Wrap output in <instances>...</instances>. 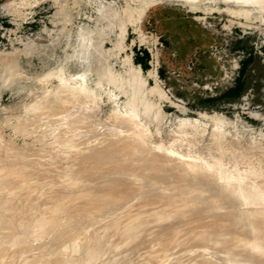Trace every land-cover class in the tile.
Wrapping results in <instances>:
<instances>
[{"label":"rangeland","instance_id":"obj_1","mask_svg":"<svg viewBox=\"0 0 264 264\" xmlns=\"http://www.w3.org/2000/svg\"><path fill=\"white\" fill-rule=\"evenodd\" d=\"M259 1V3L255 2V4H252L249 0H244V2H242L241 0H0V167H4L6 163L9 164V167H11L12 164L16 163V161L11 164V160L8 162V157L11 158L15 155V159H13L16 160L17 158H19L16 157V155L20 152L19 155H21V153H24L26 155L23 156H25L24 159L26 158L27 161H24L22 160V158H20L21 161H24V163L20 161V164H16L17 167L25 165L26 162H29L31 159L36 157L32 160V162L38 163L37 166L39 165L40 168L42 167L41 165L45 166L46 163L49 164L45 166L49 167L48 170L42 171L43 173H46L45 176L50 173V176L48 175V177H46L48 179L50 178L49 182L50 180H52V174H58H56L57 176H53L54 180L55 177L61 175L59 178H56L57 180L59 179V182L56 183L57 180H55L50 182V184H47L48 186H46L45 184V186L48 187L50 191H52L53 193L55 191V193L53 194L49 191L47 192L48 188H45V192L51 194V196H49L51 197V200L47 198V193L45 194L46 197L44 196V191L42 194L40 192L41 195L39 193L37 194L40 196H37L36 194L34 195V193H32L34 191L35 193L38 191L36 186L38 184H36V182L33 180H31L33 181V183L30 181V183H28L30 185L36 184L34 186L27 185L26 188H23V184L21 183L23 187H21V185L19 184V186L23 188L21 189L19 187L21 190H19L20 192H18L19 188L14 186L16 182L12 184L13 189L11 187L10 189L7 188L8 190H5L0 186V201L2 197V200L6 198L4 201L8 200V203H12H9L7 205L3 203V201L0 202V220L2 219L0 221V225L2 226L3 224L7 225L8 227L5 228L2 232L0 230V264H15L16 262L18 264L19 261L21 263L24 261L23 263H25V260H27L25 259L26 255L28 258L31 256L29 259H34L36 264H51L53 260L54 261L52 263H55L54 258H58L60 255H63L64 257H62L63 259L58 258L60 264H63L64 261L62 262V260L65 259L66 264H104L105 261L107 264H123V262L124 264H129L131 262L134 264H150V262L148 261H150V259L153 258L152 256L154 255H156V257L154 256V258H157V261L160 258L159 261L162 263L161 257L163 256L160 254L161 256L157 257L158 252L156 248H149L148 245L146 246V248H143V250H141L142 248H139L140 251H138L135 245L139 240L142 239V236H140L141 233L147 235L148 233L146 232L149 230H153L151 233L154 232L155 226L153 225L155 223L157 224V221L155 220L156 218L158 219L159 217H161L162 219L159 218L158 220H163V217L161 215H159L158 217H153L154 211L155 214L157 213V215L161 211L159 209L160 206L156 208L157 206L153 205L155 207L153 208L152 205H149L148 209H150V211L147 209V207H145L146 209H144L147 212L149 211L151 213L149 214L148 212L147 214L143 211L144 209L142 208V206L140 207V200L134 199L137 196L134 195V193H137L139 195L140 190H142L141 187L143 188L142 185L144 184L141 183L145 182L146 179L149 178L148 180L151 181V179L153 180V178L155 177V181H159L156 178L159 175L158 179H160V173L157 174L160 171L155 169L154 166L153 168H151L152 166L150 168H143V165L141 163L142 161H145L146 157L142 156V154L145 155V151L144 149H140L139 147L138 148L140 150L144 151H142L143 153L140 151L141 155H139L140 153L138 151H134V149H131L130 151H134V154L136 152V156L139 155L138 158H135L138 159V163L136 162L135 164L134 162V164H131V166H133L134 168H138V173H141L139 174V176L135 171L137 168L132 171L133 173L131 172V166L130 169H124L126 168L125 166L130 165L129 160L131 163V159H134L132 158L134 157L133 153L129 152L130 154H132L130 155L128 152H124L123 150L122 153L124 152V155L128 153V157L126 156L127 158L121 155V150H119L120 153L117 154L118 151H115L118 149L109 154V152L113 151V147L116 148V144H112V142H116L118 140L120 141L121 138L124 139V137H134L133 139H130L132 140L130 141V143H140L139 139L135 138L133 131L124 132L120 129L113 128L115 127L114 125L118 126L117 124H120V127L123 126L122 122L119 120L117 121V119L115 118V113L130 116L132 112L139 111L138 113H134L137 116L139 115L141 124H139L141 126L140 129L148 130L153 139L154 145H161V143H163L166 147L165 149L167 152L170 151L168 147L173 145V136H180L181 134L189 139L195 140L197 138L196 130L201 131L200 137H202V141L199 147L207 151L211 155L219 154L218 151L221 148L207 150L205 147L207 145L210 146V144L215 141V138L217 136H221L222 139L225 138V140H223L224 142L229 143L227 144L228 146H242L244 148L258 146L264 149V3L262 2V0ZM84 40L85 44H82ZM6 63L10 67H7ZM14 66L15 68H17L14 69ZM243 66L245 67V86L243 91L239 96L230 98L224 97V93L236 84V80L240 75V71ZM13 69L15 70L14 72H12ZM6 71H11V73L9 72L8 74L9 76L7 75L8 72ZM60 73L65 74V77L72 79H76L81 75L80 77L82 78L83 88H86L85 91L89 90L91 92L90 94L92 95L89 94V91L88 93L82 91V93L80 92V95L76 94L79 92L74 91L75 89H71L72 87H75V83H69L67 87H64L66 84L60 78ZM105 74L106 76H104ZM110 79H112V81ZM70 84L72 85V87L70 86L68 88ZM55 90L57 91L55 92ZM58 93L60 94L58 95ZM82 94L84 95L82 96ZM57 95L61 97L60 100L62 101V103L60 100H58V105H54L57 99V97L55 96ZM77 97H80L78 101L82 100V105L83 103H90L89 105L86 104V106L88 105L89 107H86L85 105L81 107L80 105L81 108L79 107L80 109H78L80 102H78L79 104L75 102L77 101ZM93 100L96 102L95 104ZM58 102L64 104L62 106H64L65 108L67 107V112L63 110L65 108H61ZM51 105H54V107H51ZM70 105L72 107L74 106V110H72L75 112L71 110V113H68V111L70 110H68V108H71ZM92 105H94V107ZM31 106L33 107L31 108ZM55 106L58 107L56 108ZM95 106L97 107L95 108ZM85 107L88 108V112L92 113L90 117L89 115H87V117L86 113L83 114L84 110L86 109ZM127 108L129 109L127 110ZM59 109L61 110L59 112H61L62 114L65 113V116L62 117L61 113V116L58 114L59 112L57 111ZM62 110L65 112L63 113ZM41 112H43V115H46V112H55V114L51 115L54 119L56 118L55 120L57 121L55 122V120H53L51 122L52 117L48 114V116L46 117L48 118L50 116L51 119L47 120L46 117V119L43 118ZM56 113L58 116L54 117ZM25 114H31V117H28L30 118L28 122L31 123L32 129L34 128V131L31 130V125H28L29 130L27 128L28 126H23L22 121H24L26 117H24ZM111 114L112 116H110ZM37 115L39 116V119L42 118V122L46 120L42 123V125H39L41 124V122L40 120L38 122ZM84 115L86 116V118L84 117ZM32 117H37V119L34 120V118ZM57 118H59V120ZM98 119L100 122L97 121ZM107 119L109 121H107ZM31 120L32 122H30ZM25 121L28 124L27 120ZM34 121H36V123L38 122V125L41 127H33L37 125L33 123ZM49 121L50 123H47ZM87 122H89L88 125ZM51 123H53V125ZM99 123L102 125H100ZM112 124L114 125L111 127ZM91 128H93L94 130ZM97 143H99V147ZM102 143L103 145L101 146H104L101 147L102 149H105L107 147L105 149V152L107 150H110L109 152H106L105 155H107L108 153V158H110L111 156L112 160H110L111 158L109 160L108 158H105V160L104 158L100 159L102 152H104V150L102 151V149L100 148V144ZM97 147L100 148L101 151ZM226 147L224 146V148ZM138 148L136 147L135 150H139ZM9 149L12 152L17 151L18 153L16 154L15 152V154L12 156V152L10 153ZM96 149H98L99 153H101H98L100 156L97 154L98 151ZM93 150L95 151V155H93ZM114 154H116L118 158H115L116 156L114 157ZM32 156L33 158H31ZM37 156L38 158H40V160H38ZM94 156L96 157L94 158ZM130 156L132 157L130 158ZM140 156L145 157L143 158L144 160L142 159L141 161ZM84 157L87 159L85 160ZM89 157H92L93 159H90ZM97 158L98 160L100 159V161H97ZM35 159H37L38 161H36ZM106 159L111 163L113 162V159H117V164H119L120 166L123 165V169H121V167L120 169H118V171H116L115 169L120 166H118L114 161V163H112V166L113 168H115L113 169L110 167V162H108L109 164L106 163ZM18 160L19 159H17V161ZM91 160H93L95 164L86 166L87 163H91L89 162ZM42 162H44V164ZM97 162H101V165ZM125 163H128L129 165ZM84 164H86V167H84ZM104 164L108 166V169L107 166H104ZM95 165L97 166V168H95ZM102 165L104 167H102ZM17 167L15 168V166H13V169L15 170L17 169ZM50 167L52 170L54 169V172H57L53 173V171L51 170L50 172ZM82 168L83 170H81ZM84 168H87V172ZM104 168H106L107 170H109L110 168L111 170L107 171ZM151 169L152 171L153 169H155L154 172L156 175L154 173H150ZM91 170L99 171H92V175L90 173ZM122 170H125V172H122ZM140 170H143L145 175H143L144 173ZM84 171L85 175L87 176L84 175ZM6 172L1 174L5 176L7 174ZM10 172L13 173L12 170H8V174H10ZM80 172H83V176H81L82 179H79L77 191L79 192L80 189L83 190L85 188L92 189V192L89 191L91 192L89 194L90 196L87 194V202L89 203L91 201L89 203V206L91 205L90 207L94 208V206L98 204V197L103 193V191L106 190L104 186H106L107 184L111 186L113 184L112 182H114L115 180V183L113 185H120V188L119 186H115L116 188H119V190L122 189L123 192H128L130 190L131 193L135 191L133 192V194H131L130 192L126 194L130 193L129 196L133 195L134 197L132 196V198L134 199V202L139 201V207L142 208L140 209L137 206L138 203L135 202L136 204L134 203L131 206L136 205V207H138L140 211L136 212L134 210L137 209H134V214H132L133 211H131L130 209L132 207H127L128 209H126V211L128 210L127 212L129 214V217L126 216L127 219L125 216L124 217L126 221L129 218L131 219L126 222V226L125 224L123 226L124 228L127 227L126 231L127 229L129 230V228H131L129 230L131 234L127 233L128 235L126 234L125 229L120 226L122 225L121 222L125 221L124 219L123 221L120 220L123 218L122 214L126 215L127 212L124 214V212L121 211L123 212L122 214H120L121 218L115 216L116 214L114 212L116 211H114L113 214H111V211H108L107 213H110H106L107 215L103 214V216L102 213H99L101 214V218H103L102 224L105 227V230L106 226H109L107 227V230L104 231L103 229L101 230L102 221L100 220V215H97V209L91 208V214L94 212L93 210L96 211L92 214V219H96L97 217L96 220L100 222L99 225L95 223V219V221L92 220V224L94 222L95 224L99 225L95 226V224H93L94 227H99L98 230H100V232L102 231V234L104 232L107 239L111 237L113 239H116L112 240L111 238V241L110 239L107 241L104 234V238H102L104 239L103 241L102 239L94 241L93 246L94 244H96V248L102 245V251L100 250L101 254L99 251H96L94 249L95 247L91 246L92 249H94L97 253L90 247H88L89 242H86V239V241L83 240L82 243L80 242L79 244H77L78 240L76 239V236L78 235H71L67 230L68 227L67 229H64L66 228V225L68 223L65 222L66 225L64 223L62 227L61 225H58V221V223H55L54 225L52 221L48 220V222L46 219H44L45 214L50 215V213H48L51 212L50 207L55 208L57 206L54 205V202H59L61 203V205H63V201L67 200L69 202V197H71L72 199V195L75 196L77 194L75 188L69 187L71 189L70 192L67 184L73 183L74 181L72 180L74 178L71 179L70 176L80 175H76V173ZM103 172L107 174L104 175ZM118 172H121V174ZM128 172L130 173L129 176ZM118 174L121 177L124 175L122 179L121 177H118ZM134 174H136L137 176H133ZM140 175L145 179L137 180L139 177L141 178ZM148 175H151L153 178L149 177ZM65 176L68 177L66 178ZM130 176L132 181L129 178ZM145 176H148V178ZM62 177H65L64 182H66L65 184L67 188L66 186L63 187L61 185L64 184V182L62 183ZM94 177H96V179L98 177H103L105 180L107 179V182L103 178V180H100L99 178L97 179L98 183L101 181L100 190L99 184H97V180H95ZM46 178L41 179L42 181H37V183H40L38 189H40L41 186L43 187V183L48 182V179ZM112 178H114L113 181ZM69 179L72 182L69 183ZM117 179H121L122 181L120 180V183L118 184ZM127 179L128 183L127 181H125ZM44 180L46 181L44 182ZM109 180L111 181V185L109 184ZM133 180H137V183L133 182ZM93 182H95L97 186H95V183L93 184L94 186L89 185ZM129 182L132 183V185ZM105 183L107 184L105 185ZM124 183H127L125 185H127L128 189L125 188L126 186L123 185ZM133 183L137 184L140 190L136 185L134 186ZM17 184L18 183H16V185ZM52 184L53 187H50L52 186ZM101 184H103V186H101ZM24 185H26V183H24ZM85 185H89L90 187H85ZM92 186L94 187V189L91 188ZM109 186H107L106 188L110 190ZM133 186L134 188L136 187V190L138 191H136L135 189L131 191V188ZM14 187H16L17 190L12 192L11 189L14 190ZM32 187L35 190L31 192V190L33 189L30 188ZM50 188L57 189L52 190ZM116 188L113 187L112 190H115ZM124 188L127 190H125ZM24 189H30L29 193L31 194H27L28 190L25 191ZM94 190L95 192L100 191L102 193L96 192V196L97 194H100L98 197H96L93 193ZM72 192H76V194H73ZM24 194L26 196H24ZM63 194H65L64 196H67L66 200ZM27 195L29 196V198L27 197ZM52 195H56L55 198ZM22 196H24V198H22ZM34 196L39 197V200ZM18 197H20L21 199ZM43 197L44 201L41 200ZM52 197L56 201H54ZM95 197L96 200L94 201L93 198ZM31 198L35 199L36 203L33 199L32 201L34 203H31ZM144 198L145 196L142 199ZM19 200H21V202H19ZM94 203L95 205L93 206L92 204ZM38 205L40 206L38 207ZM44 205H47L46 208H49V210L45 209V207L43 208ZM58 206L60 205L58 204ZM56 208L59 209V207ZM8 209H10V211ZM129 209L132 213H129ZM152 209H154V211ZM36 210H39L38 214L34 213H37ZM44 211L46 213L43 215L42 213H44ZM54 211L55 210H53V212ZM58 211L60 212V209ZM29 212H31L32 214H30ZM53 212L51 213L53 214ZM118 212L120 211H117V214ZM135 212L137 213L136 215ZM139 212L142 216L143 213L147 215L144 214L145 216L141 217L139 215ZM163 212L164 211L162 210L161 214H164ZM94 214L97 216L94 217ZM131 214L134 215V218L130 217ZM3 215L7 218L2 217ZM47 215L45 216V218L48 217ZM92 215H90L89 218ZM105 215H109V218H107L110 219L111 217L112 221L115 218V224L114 222L111 224V219L110 223L109 220L105 221ZM16 216L19 218H17ZM29 216V219H32L30 220V223L28 219ZM135 216L138 217L136 218ZM147 216H151L150 218L153 220H149V217L147 219ZM25 217L27 220L25 219ZM33 217H35V220ZM3 218L5 221L3 220ZM55 218H58L57 220H59L58 216H55ZM118 218H120L119 220L121 222L117 220ZM64 219L65 218H62L61 220ZM132 219H134V221L137 223V227H135L136 223ZM135 219H137L138 221L140 219L141 220L137 222V220ZM144 219H146V222ZM89 220L91 221V218ZM148 220L149 222L151 221V224H153L154 220L156 222L153 225H150ZM90 221L87 220V223H90ZM131 221L133 222L130 224ZM53 222L56 221L54 220ZM60 222L62 223V221ZM104 222L106 225H104ZM118 222L120 223V225L118 227H114L115 225L117 226ZM140 222L141 224L144 223L145 225L141 226V224H138ZM7 223H13V226L11 227ZM46 223L47 225H45ZM51 223L52 225L48 226V224ZM133 223H135V225ZM29 224H32V226H29ZM41 224H43L44 227L47 226V230L42 226L44 228V232H41L42 234L38 235L39 233L37 234V232L42 230L40 226ZM92 224L91 226L89 225L90 230H87V232H90L92 230ZM147 225L149 230L147 229ZM112 226L113 229L115 228L114 230H116V228L119 229V227L123 228L122 231L126 235L123 232L122 233L125 235V238L131 235L129 237L130 240L127 237L125 240L122 239L123 241H121V235L119 234L122 233L118 234V231L121 232V229H117L118 231L116 230L117 232H114V230L111 229ZM132 227H139V231L134 228V231L138 232V235H132ZM97 228H93V231L95 232L92 231V235L93 233H100L99 231H96ZM143 228H145V230ZM161 230H163V228ZM161 230L160 232H162ZM34 231L36 232L37 236H34L35 234L33 235ZM107 231L112 232L111 237H109L110 233L107 235ZM115 233H117L119 236ZM61 235L63 237H61ZM124 235L122 236L124 237ZM183 237H185V241L186 239L188 240L186 236ZM132 239L137 240L132 242ZM145 240L146 238L142 239L143 242H146ZM112 241L115 243H112ZM116 241L119 243H117ZM84 242L88 244H85ZM97 242H99L100 244H98ZM198 243L200 242L192 241L191 244L193 245H191L190 243L189 244L193 248L194 246L195 248H197V246L194 244ZM112 244L115 245L113 246ZM109 245H112L113 247ZM121 245L123 247H121ZM131 245L133 246L132 248H130ZM190 245L185 246L187 247L186 250H183L182 247H180V252L177 250L175 251L179 254H182H177L176 257L180 259L176 258L175 260L177 261L174 260L173 264H187V260L192 261V259V264L194 261V264L197 263V261H199V263L197 264H200V262L207 264L209 263L208 259H210V261L214 260V263L212 264H216L217 262V264H222V259L221 257H219L221 256L220 254H209L208 251L207 254L206 249H208V247H204L203 249L201 248V250L198 247V249L196 250L198 253L197 254L195 252V248L194 250H190ZM104 246L107 250H109L108 247H110L109 251L110 253H112V256L109 254V251L105 252L103 250ZM127 247H129V249ZM210 248L212 249L216 247ZM114 249H117V251L113 252ZM131 249H134L136 252L134 250L131 251ZM151 249H155L156 252L154 251L153 253V250ZM123 252H126L127 254L130 252L132 255L129 253L130 255L128 254L129 256H126V253ZM89 253H93V256H91V254ZM104 253L106 255H104ZM114 253L118 254L115 255ZM141 253L144 255H142ZM148 253H150V255ZM203 253L207 258H201L203 257ZM14 254L16 255V257ZM23 254L24 258H22ZM56 254H58V257ZM146 254H148L150 258H148V255ZM133 255H135L136 259ZM185 255L190 256L187 257ZM87 256H89L90 259L88 261L86 260ZM211 256L212 258H210ZM121 257H123V259H121ZM17 258H19L20 260H17ZM51 258L53 260H51ZM126 258H129L130 261L125 260ZM147 258L149 260H147ZM181 258L183 260H187L183 261L181 260ZM35 259H37V261L39 260L40 263ZM108 259L109 261L107 262ZM120 259L121 263H119ZM202 259L203 261H201ZM206 259L208 260L207 263H205ZM211 262L209 264H211ZM154 263L159 264L158 262ZM168 264H172V262Z\"/></svg>","mask_w":264,"mask_h":264},{"label":"bare ground","instance_id":"obj_2","mask_svg":"<svg viewBox=\"0 0 264 264\" xmlns=\"http://www.w3.org/2000/svg\"><path fill=\"white\" fill-rule=\"evenodd\" d=\"M242 2H244V0H241ZM252 4L254 3L255 4V2L256 3H259L260 1L259 0H249ZM253 1V2H252ZM259 1V2H258ZM247 2V1H246ZM262 2L264 3V0H262ZM261 2V3H262ZM84 35V34H83ZM85 36H86V33H85ZM87 42H89V41H87ZM82 44H85V40H84V42H82ZM94 44V43H93ZM122 46V45H121ZM120 46V47H121ZM101 56V55H100ZM100 58V57H99ZM102 58V57H101ZM5 62V61H4ZM12 62V61H11ZM15 62V61H14ZM6 65H7V63H6ZM5 65V66H6ZM15 65V64H14ZM16 66V65H15ZM15 66L13 67L14 69H16L15 68ZM4 67V66H3ZM7 67H10V66H8L7 65ZM5 68V67H4ZM13 69V71L12 72H14L15 70ZM4 70V69H3ZM6 70V69H5ZM10 70V69H9ZM139 71V70H138ZM6 72H8V71H6ZM10 73H11V71H9ZM9 72L7 73V75L9 74ZM102 72V71H101ZM107 72V71H106ZM109 72V71H108ZM3 73V72H2ZM98 74V73H97ZM109 74V73H108ZM2 76V75H1ZM9 76V75H8ZM60 78L62 79V81L66 84L64 87H67V85L69 84V83H75L76 85H78V86H76L75 85V87L73 88L72 87V85L70 84L69 86H68V88L71 86L72 88L71 89H75L74 91H76V92H79V93H76V94H78V95H80V92L82 93V91H85V89L86 88H83V84H82V78L79 76L78 78H76V79H72V78H67V77H65V74H62V73H60ZM104 76H106V74L104 75ZM110 76V75H109ZM5 77V76H4ZM7 77V76H6ZM102 77H103V75H102ZM102 77H100V78H102ZM108 77V76H107ZM99 78V79H100ZM113 78V77H112ZM111 81H112V79H110ZM105 81H107V80H105ZM59 82H60V80H59ZM100 83V82H99ZM109 83V82H108ZM114 84V83H113ZM60 85H62V84H60ZM136 85H138V84H136ZM140 85V84H139ZM74 86V85H73ZM63 87V88H64ZM61 88V87H60ZM73 90H72V92H73ZM57 90H55V92H56ZM61 91V90H60ZM69 91V90H68ZM67 91V92H68ZM71 91V90H70ZM89 91V90H88ZM88 91L86 90L85 91V93L87 92L88 93ZM54 92V91H53ZM62 92V91H61ZM52 93V92H51ZM75 93V92H74ZM84 93V94H85ZM91 92L89 91V94H90ZM60 93H58V95H59ZM84 94H82V96L84 95ZM52 95H54V94H52ZM56 95V94H55ZM55 96V97H57V99H56V103L54 104V105H56L57 104V101L58 100H60V98L61 97H59V96ZM87 95V94H86ZM85 95V96H86ZM90 95H92V94H90ZM55 97H54V99H55ZM58 97H59V99H58ZM63 97V96H62ZM87 97V96H86ZM89 97V96H88ZM45 98V97H44ZM80 98V97H79ZM78 97H77V101H75L76 103H78V102H80V104H79V106H78V109H80L81 107H83L84 105L86 106V104H88V103H83V105H82V100L81 101H78V99H79ZM86 99V98H85ZM93 99V98H92ZM52 100V99H51ZM61 101V100H60ZM59 101V102H60ZM94 101V100H93ZM95 101H96V99H95ZM94 101V104L96 103ZM99 101V100H98ZM39 102V101H38ZM53 102V101H52ZM55 102V101H54ZM58 102V103H59ZM42 103V102H41ZM61 103H62V101H61ZM61 103H59L60 104V106H61V108L63 107V108H65L64 106H62V105H64V104H61ZM67 104V103H66ZM69 104V103H68ZM90 104V103H89ZM88 104V105H89ZM93 104V103H92ZM100 104V103H99ZM38 105V104H37ZM48 105V104H47ZM54 105L52 106L51 105V107H54ZM58 105V104H57ZM80 105H81V107H80ZM86 106V107H89V106ZM149 105V104H148ZM66 106V105H65ZM68 106V105H67ZM71 106V105H70ZM76 106H77V104H76ZM93 107H94V105H92ZM92 106H90V107H92ZM151 106H152V104H151ZM33 106H31V108H32ZM48 107V106H47ZM56 107V106H55ZM58 107V106H57ZM56 107V108H57ZM74 107V106H73ZM73 107L71 106V108L69 107L68 108V113L73 109ZM80 107V108H79ZM85 107V108H86ZM97 106H95V108H96ZM150 107V106H149ZM26 108V107H25ZM55 108V109H56ZM60 108V107H59ZM62 108V109H63ZM85 108H83V109H85ZM67 107L65 108V109H63V110H65L66 112H67ZM76 109H77V107H76ZM88 108H86L85 110H84V113L83 114H85L86 113V116L87 115H89V117L92 115V113L91 112H88V110H87ZM113 109V108H112ZM129 108H127V110H128ZM152 109V108H151ZM62 110V111H63ZM74 110V109H73ZM72 110V111H73ZM87 110V111H86ZM99 110V109H98ZM131 110V109H130ZM28 111V110H27ZM59 111H61L60 109L57 111V112H59ZM65 111H63V113L65 112ZM111 111H113V110H111ZM73 112H75V111H73ZM115 112H116V110H115ZM134 112H136V111H134ZM134 112H132V114L134 113ZM139 111H137L136 113H138ZM61 112H59L58 114L61 116V114H60ZM71 113V112H70ZM87 113H89V114H87ZM113 113V112H112ZM41 114L43 115V112H41ZM53 115V114H55V112H50V113H47L46 112V115H43V118H45L46 116H48V115ZM130 115V116H125V115H121V114H119V113H115V118L117 119V121L119 120V121H121L122 122V124H123V126H122V124H121V126L122 127H120L119 125L120 124H117L118 126H116V125H114V124H112L111 125V127L114 125L115 127H113V128H115V129H120V130H122V131H126V132H128V131H133L134 133V135H135V138H138L139 139V141H140V143H137L136 144V142H135V144L132 142V143H130V141H132V140H130V139H133L134 137H128V138H125L124 137V139H122L121 138V140L119 141H116V142H112V144L113 143H115L116 144V148H112L113 149V151H111V152H109L108 150L106 151V152H109V154L110 153H112V152H114V150H116V149H118V150H116L115 152H117V154L118 153H120V151L119 150H121V153H122V151L124 150V152L126 151V152H130L131 151V149H134V151H138L139 153H140V151L142 152L143 150H140V149H144V151H145V155H143L142 154V156H145V157H141L140 156V158H141V161H142V159L143 158H145V161L143 162L142 161V165H143V168H150L151 166V168H153V166H154V168L155 169H157V170H159L160 172H158L157 170V174H159L160 173V179H158L159 178V175H158V177L156 178L157 180H159V181H155V177L153 178L151 175L149 176V177H152L153 178V180L151 179V181H149L148 179V176H145V177H147L148 179H146L145 180V182H142L141 184H143L142 186H143V188L141 187V189L142 190H140L139 189V187L137 186V184H134V186L136 185L137 187H138V189L140 190V192H139V195L137 194V193H134V195H137L134 199H139L140 200V202H141V204H140V207L142 206V208L144 209L145 207H147V209L149 208L148 206L149 205H156L157 207L156 208H158V206H160L159 207V209L161 210L160 212H159V214L157 215V213L155 214V211H154V209H152L153 211H154V215H153V217L155 216V217H158L159 215H161L162 217H163V220H158L159 218L160 219H162L161 217H159L158 219L156 218L155 220L157 221V224L155 223L156 221L154 220V222H153V224H151L150 222H149V220H153V219H151L150 217L151 216H147V219H148V217L150 218L149 220H148V222L150 223V225H153V226H155V228H154V232L153 233H151L153 230H149L148 229V225H147V229L149 230V231H147L146 233H148L149 234V232H150V234L148 235H146V234H144V233H141L140 234V236H142V239H144V238H146V242H143L142 241V239L141 240H139L138 241V243H136L135 245H136V247H137V249H138V251H140L139 250V248H142L141 250H143V248H146V246H148L149 245V248L151 247V248H156V250H157V257L158 256H163V257H161V259H162V263L159 261V259H158V261H157V258H154V256L156 257V255H154V256H152L153 258H151V259H156V260H151L150 259V261H148V262H150V264L154 261V262H158L159 264H168V263H170V262H172V264H173V261L176 259V258H178V257H176L177 256V254L178 255H180V254H182V253H177V252H175L176 250L177 251H181L180 249V247H182V249L184 250H186V248L187 247H185V246H188V245H190L191 244V242L192 241H198V242H200V243H198V244H194V245H196L197 246V248H195V246H194V248H195V252L197 253V249H198V247H199V249L201 250V248L203 249L204 247H208V249H206V253H207V251L209 252V254H216V255H221V256H219V257H221V262H222V264H264V149L263 148H261V147H258V146H251V147H248V148H244V147H242V146H237V147H234V146H231V145H227V144H229V143H227V142H224V140H225V138H221V136L220 137H216L215 138V141L213 142V143H211L210 144V146H206L205 148L207 149V150H210V149H220L218 152H219V154H216V155H211L210 153H208L207 151H205V150H203V149H201L200 147H199V145L201 144V141H202V137H200V132L201 131H199V130H196L197 131V138L195 139V140H192V139H189V138H187V137H185L184 135H181L180 134V136H173L174 138H173V145L172 146H170V147H168L169 149H170V151L169 152H167L166 151V147H165V145L163 144V143H161V145L159 144V145H157V144H155L154 145V142H153V139H152V137H151V135H150V133L148 132V130H146V129H140V119H139V115L137 116L135 113L133 114V115ZM31 115V114H30ZM30 115H27V114H25L24 115V117H25V119H24V121H22V123H23V126H28V125H31V123H29L28 121H29V119L30 118H28ZM39 115V114H38ZM37 115V117H38V122H39V120H40V122H41V124H39V125H42V123L43 122H45L46 120H44L43 122L41 121V119H39V116ZM52 115H51V117H52ZM33 116V115H32ZM35 116V115H34ZM58 115H57V113H56V115L54 116V117H57ZM59 116V117H60ZM63 116H65V113L64 114H62V117ZM86 116L84 115V117L86 118ZM110 116H112V114L110 115ZM114 116V115H113ZM142 116V115H141ZM23 117V118H24ZM31 117V116H30ZM37 117H32V118H34V120L35 119H37ZM50 117V116H49ZM47 118V120H49V119H51V117L50 118ZM62 117H61V119H62ZM83 117V116H82ZM88 117V116H87ZM107 117V116H106ZM109 117V116H108ZM45 118V119H46ZM98 118V117H97ZM146 118V117H145ZM144 118V119H145ZM56 119V118H55ZM53 117H52V119H51V122L53 121V120H55ZM58 120H59V118H57ZM111 119V118H110ZM22 120V119H21ZM25 120H27V122H28V124L26 123V121ZM101 120V119H100ZM146 120V119H145ZM57 120H55V122H56ZM97 121H99V119L97 120ZM102 121V120H101ZM103 121H104V119H103ZM107 121H109L108 119H107ZM114 121V120H113ZM24 122H25V124H24ZM30 122H32V120L30 121ZM38 122L36 123V121H34L33 123L36 125H38ZM55 122H53V123H55ZM75 122H79V121H75ZM100 122V121H99ZM22 123H21V125H22ZM32 123V124H33ZM47 123H50V121L49 122H47ZM53 123H51L52 125H53ZM88 123L89 122H87V125H88ZM110 123V122H109ZM115 123V122H114ZM33 124V125H34ZM91 124V123H90ZM100 124V123H99ZM105 124V123H104ZM116 124V123H115ZM140 124V125H139ZM33 126V127H41V126ZM43 125H45V124H43ZM100 125H102V124H100ZM110 125V124H109ZM55 126V125H54ZM53 126V127H54ZM57 126V125H56ZM97 126V125H96ZM85 127V126H84ZM28 128V130H29V126L27 127ZM74 128V127H73ZM80 128V127H79ZM34 129V128H33ZM32 129V125H31V130H33ZM37 129V128H36ZM39 129V128H38ZM91 129H93V128H91ZM91 129H89V130H91ZM195 129H197V128H195ZM30 130V131H31ZM88 130V131H89ZM94 130V129H93ZM34 131V130H33ZM96 131V130H95ZM32 132V131H31ZM40 132H42V131H40ZM185 134V133H184ZM190 134V133H189ZM118 135V134H117ZM187 135V134H186ZM221 135V134H220ZM194 137V136H193ZM191 138V137H190ZM80 139H82V138H80ZM116 139V138H115ZM73 140V139H72ZM108 140V139H107ZM104 141V140H103ZM106 141V140H105ZM136 141V140H135ZM97 142V141H96ZM109 142V141H108ZM119 142V143H118ZM110 143V142H109ZM108 143V144H109ZM118 143V144H117ZM204 143V142H203ZM234 143V142H233ZM99 143H97V145H98ZM105 144V143H104ZM101 145H103V143L102 144H100V148L101 147H104V146H101ZM163 145V146H162ZM226 147V148H224V146ZM98 147H99V145H98ZM97 147V148H98ZM136 147L139 149V150H135L136 149ZM155 147V148H154ZM92 148V147H91ZM100 148H98L99 150H100ZM107 148V147H106ZM105 148V149H106ZM111 148V147H110ZM110 148H108V149H110ZM98 149H96L97 151H98ZM102 149V148H101ZM105 149H102V151L104 150V152H105ZM5 151H6V149H5ZM9 151H10V153L12 152L10 149H9ZM75 151V150H74ZM78 151V150H77ZM88 151V150H87ZM101 151V150H100ZM133 151V152H134ZM143 151V152H144ZM15 152H16V154L18 153L17 151H14V152H12V156L15 154ZM81 152V151H80ZM93 153L95 152L94 150L92 151ZM104 152H102V154L104 153ZM106 152L102 155L101 153H99V151L97 152V154L99 153V154H101V158L100 159H103L104 158V160H105V158H108V153H107V155H105L106 154ZM124 152L121 154L122 156H124V157H128V153H126V155H124ZM133 152H130V153H133ZM136 152H135V154L133 153V156L134 157H132V156H130V158L132 157V158H134L133 160H135V161H133L132 159H131V163H130V160H129V164L128 163H125V164H127V165H129V166H125L126 168H124V169H130V166H131V164L133 163L134 164V162H135V164H136V162L138 163V159H135V158H138L139 157V155H141V153L138 155V153H137V155L138 156H136ZM142 152V153H143ZM9 153V154H10ZM71 153V152H70ZM69 153V154H70ZM82 153V152H81ZM129 153V154H130ZM19 154H20V152H19ZM19 154H17L16 155V157H19V158H17V159H19L18 161H17V159L16 160H14L15 158V155H14V157H11V155H10V157L13 159H11V158H9L8 157V162L10 161V163L12 164V163H14V161H16V163H14V164H12V166H11V164H10V166L11 167H9L8 165L9 164H3L4 165V167H0V186L1 187H3L5 190L8 188V189H10L11 187H12V189H13V185L12 184H14L15 182L16 183H18L17 185H16V183L14 184V186H16V187H20L19 186V184L21 185V187H23V188H26L27 187V185H30L29 183L30 182H32L33 183V181H35L36 182V184H38V185H36V184H34V185H36L37 186V190L39 191H37L36 193H35V189H33V187L32 188H30V189H33V190H31V192L32 191H34V192H32V193H34V195L36 194H40V192H41V194L43 193V191H44V196H45V194L49 191V192H51V193H53L52 191H50L49 190V188L48 187H46V186H48L47 184H50V182H52V181H55V180H57L56 178H59L60 176H58V177H55V180H54V175L55 176H57L58 174L56 173L57 171H53L52 169H51V167H50V169H49V171L51 170V171H53V173H56V174H52L51 175V178H52V180H50V182H49V179L48 178H46V177H48V175L50 174H47V176H45L46 175V173L44 172H42V171H45V170H48V168L49 167H45V166H47V164L48 163H46V165L45 166H43V165H41L42 163L44 164V162H42L40 165L42 166L41 168H43V169H41L40 168V166L38 167L37 166V164L38 163H34V162H32V160L34 159V158H36V157H34L33 158V156L31 157V158H33V159H31L29 162H26L25 163V165H23V166H19V167H17V165H18V163L20 164L21 162H23L24 163V161H27V159L25 160L24 159V157L26 156L24 153L22 154L21 153V155H22V157H21V155H19ZM68 154V155H69ZM98 154V155H99ZM23 155H25V156H23ZM93 155H95V153L93 154ZM112 155V154H111ZM130 155H132V154H130ZM97 156V155H96ZM96 156H94V158L96 157ZM100 156V155H99ZM102 156H107V157H102ZM116 156V154H114V157ZM136 156V157H135ZM126 157V158H127ZM1 158V157H0ZM20 158H22V160H24V161H21V159ZM28 158V157H27ZM37 158H38V156H37ZM85 158V157H84ZM90 159H93L92 157H89ZM88 158V159H89ZM110 158H111V156H110ZM110 158H108V160L110 159ZM115 158H118L117 156L115 157ZM114 158V159H115ZM30 159V158H29ZM28 159V160H29ZM87 158H85V160H86ZM100 159L98 160V158H97V161H100ZM113 159V162L112 163H114V161L116 162V160H114ZM129 159V158H128ZM127 159V160H128ZM36 161H38V160H40V158H38V160L37 159H35ZM43 160V159H42ZM41 160V161H42ZM110 160H112V158L110 159ZM123 160V159H122ZM140 160V159H139ZM144 160V159H143ZM1 161V160H0ZM5 161V160H4ZM13 161V162H12ZM21 161V162H20ZM93 160H91V161H89V162H91V163H87V165L86 164H84V167H86V166H90V164L92 165V164H95V162L93 161ZM95 161H96V159H95ZM133 161V162H132ZM152 161H153V163H152ZM84 162V161H83ZM101 162H102V160H101ZM100 162V163H101ZM108 162H110V161H107V159H106V163H108ZM126 162H128V161H126ZM98 163V162H97ZM96 163V164H97ZM100 163H98V164H100ZM105 163V162H104ZM105 163V164H106ZM111 163V162H110ZM111 163V165H110V167L111 168H113V164ZM17 164V165H16ZM104 164V166L106 167L107 165H105ZM109 164V163H108ZM116 164H117V162H116ZM124 164V165H125ZM2 165V166H3ZM22 165V164H21ZM49 165V164H48ZM86 165V166H85ZM101 165V164H100ZM118 166H120L119 164H117ZM140 165V164H139ZM141 165V166H142ZM13 166H15V168L17 167V169H13ZM94 166V165H93ZM92 166V167H93ZM96 166V165H95ZM103 165H102V167H104ZM115 166V165H114ZM135 166V165H134ZM98 167H100V166H98ZM101 167V168H102ZM122 167V168H121ZM123 165L122 166H120V167H117L115 170L116 171H118V169H123ZM127 167H129V168H127ZM132 168V170H131V172L132 171H134V169H136V168H134L133 166H131ZM2 168V169H1ZM10 168H12V169H10ZM46 168V169H45ZM77 168V167H76ZM81 168V167H80ZM94 168V167H93ZM95 168H97V166L95 167ZM94 168V169H95ZM115 168V167H114ZM113 168V169H114ZM12 170L13 171V173L12 172H10V174H8V170ZM59 169V168H58ZM63 169V168H62ZM85 169V168H84ZM103 169V168H102ZM104 169H106V168H104ZM107 169H108V166H107ZM106 169V170H107ZM140 169H142V168H140ZM155 169H153V171H152V169H151V174L152 173H154L155 174ZM80 170V169H79ZM81 170H83V168L81 169ZM89 170H90V168H89ZM97 170V169H96ZM99 170H101V169H99ZM98 170V171H99ZM109 170H111L110 168H109ZM109 170H107V171H109ZM138 168L135 170L137 173H138ZM143 170H145V169H143ZM143 170L141 171V172H143ZM148 170H150V169H148ZM2 171V172H1ZM7 171V172H6ZM50 171V172H51ZM85 171L87 172V168L85 169ZM85 171H84V175H85ZM92 171H95V170H91V172L90 171H88V172H90L91 174H92ZM98 171H95V172H98ZM102 171H105V170H102ZM125 172V170H122V172ZM7 173L8 174V176H7V174L4 176V175H2L1 173ZM76 172V171H75ZM101 172V171H100ZM113 172H115V171H113ZM127 172V171H126ZM129 172H130V170H129ZM128 172V173H129ZM12 173V174H11ZM83 172H80V173H76V175L77 174H80V175H77V176H70L71 177V179L72 178H74V179H72V180H74L73 181V183H70V182H72V181H70V179H69V183L71 184H67L68 185V188L69 187H71V188H75L76 189V191L78 190L77 189V185H79L78 183H79V179H82V177L81 176H83V174H82ZM104 173V172H103ZM118 173H120L121 174V172H118ZM128 173H126V174H128ZM133 173V172H132ZM144 173V172H143ZM142 173V174H143ZM150 173H147V174H150ZM107 174V173H106ZM105 173H104V175H106ZM139 174H141L140 172L137 174L138 176H139ZM146 174V175H147ZM68 175V174H67ZM89 175V174H88ZM93 175V174H92ZM95 175V174H94ZM104 175H102V176H104ZM119 175V174H118ZM130 175V173L128 174V176ZM136 174H134L133 176H135ZM136 175V176H137ZM143 175H145V173L143 174ZM156 175V174H155ZM154 175V176H155ZM7 176V177H6ZM50 176V175H49ZM85 176H87V175H85ZM84 176V177H85ZM99 176V175H98ZM124 176V175H123ZM122 176V177H123ZM135 176V177H136ZM141 176V175H140ZM2 177V178H1ZM48 179V182H46V183H43L44 185H43V187L41 186L40 187V189H38L39 188V182L37 183V181H39V180H41V179ZM66 178L68 177V176H65ZM65 177H62L63 178V181L62 180H60V181H62V183L64 182V179H65ZM90 177V176H89ZM118 177H121L120 175L118 176ZM122 177H121V179H122ZM125 177H126V175H125ZM62 178H60V179H62ZM86 178H88V177H86ZM95 178V180H97L96 179V177H94ZM103 178V177H102ZM101 177L99 178L100 180L102 179ZM107 178V177H106ZM117 178V177H116ZM130 178V180H131V176L129 177ZM104 179V178H103ZM102 179V180H103ZM120 179V180H121ZM123 179H125V178H123ZM132 179H133V177H132ZM134 179H137V178H134ZM143 179H145L144 177L142 178V176H141V178L139 177L137 180H143ZM31 180H33V181H31ZM59 180V179H58ZM56 181V183L57 182H59V181ZM94 180V179H93ZM105 180V179H104ZM114 180V178H112V181ZM118 180V179H117ZM120 180H118V184L120 183L119 181ZM129 180V181H130ZM137 180H133V182H136L137 183ZM19 181H20V183H19ZM30 181V182H29ZM42 181V180H41ZM40 181V182H41ZM46 180H44V182H45ZM106 182H107V179L105 180ZM104 181V182H105ZM110 181V180H109ZM122 181V180H121ZM125 181H127V183H128V179L127 180H125ZM132 181V180H131ZM130 181V182H131ZM29 182V183H28ZM67 182V183H68ZM97 182V184H99V190H100V182L98 183V180L96 181ZM129 182V183H130ZM140 182V181H139ZM23 184V186H22V184ZM24 183H26V185H24ZM28 183V184H27ZM42 183V182H41ZM61 183V182H60ZM66 182H64V184H61L63 187H65L66 186V184H65ZM95 182H93L92 184H89V185H93ZM103 183V182H102ZM113 184L115 183V180H114V182H112ZM117 183V182H116ZM123 183V182H122ZM127 183H124L123 185H125V184H127ZM11 184V185H10ZM45 184H46V186H45ZM87 184V183H86ZM97 184L95 183V186H97ZM107 183H105V185H106ZM109 184L111 185V181L109 182ZM111 185V186H109L108 184L106 185V186H104L105 187V191H103V193L102 192H100V193H102L100 196L97 194V196H96V192L98 191L97 189V191L95 192V190L93 191V193L95 194V196L96 197H98V201H97V203L98 204H96L95 205V203L94 204H92L93 206H94V208L93 207H90L89 206V203L91 202H87V200H88V197H87V194L89 195L91 192H92V189H88V188H85V189H83V190H81L80 189V191L78 192L77 191V194H76V192H72L73 194L75 193L76 195L74 196V195H72L73 196V198L71 199V197H69L70 199H71V201H70V199H69V202L66 200V198H67V196H64L65 194H63V196L65 197V200L66 201H63V205H61V203H56V202H54V205L56 206V207H59V209H60V212L58 211L59 209L58 208H52V207H50V206H48V207H50V209H51V212H53V210H55V211H57V212H55V214H54V212H53V214L51 213V212H48V213H50V215L52 216H50V215H47V214H45L46 212H47V210H49V208L47 209L46 208V206L44 205L43 206V208L45 207V209H47L46 210V212L44 211V213H42L43 215H44V219H46L47 221L49 220V221H52V223H54V225H55V223L57 224L58 222L59 223H61L60 221H62V223L61 224H59L58 223V225H61L62 227H63V225H64V223L66 222V223H68L67 225H66V223H65V225H66V228H64V229H67V227H68V232L71 234V235H78V236H76L77 238V240H78V242H77V244H79L80 242L82 243L83 242V240H85L86 242H89V245H88V247H90L91 249H92V247H95V245L96 244H94V246H93V243H94V241H97V240H100V239H102V238H104V232H103V234H102V231L100 232V230H98V228L97 227H94V225L93 224H95V223H97V224H99L100 225V222L99 221H97L96 219H97V215L100 217V220L102 221V219L103 218H101V214H99V213H102V216H103V214H106L108 211H111L112 213L111 214H113V212L114 211H116V212H114L116 215L115 216H118V217H120L121 215L120 214H122L123 212H124V214L128 211H126V209H128L129 207L128 206H130V207H132V208H130L131 209V211H133L134 209H137V210H134V211H136V212H138V211H140L139 210V203L138 202H136V203H138L137 204V206L139 207H136V205H134V206H131L132 204H134L135 202H134V199L132 198V196H129L130 195V190L128 191V192H130L129 194H126V193H128V192H123V190L121 191V190H119V188H120V185H118L119 186V188H116V187H118L116 184H115V186L114 185ZM131 185H132V183H130ZM139 184V183H138ZM32 185V184H31ZM30 185V186H31ZM34 185H32V186H34ZM42 185V184H41ZM55 185H58V184H55ZM88 185V186H89ZM130 185V186H131ZM29 186V187H30ZM45 186V187H44ZM88 186H86L85 185V187H88ZM94 186V185H93ZM91 187V188H93L94 189V187ZM101 186H103V184H101ZM107 186H109L110 187V190L108 189V188H106ZM114 188H116L115 190L113 189L112 190V188L113 187ZM126 187L125 188H127L128 189V187H127V185H125ZM128 186H129V184H128ZM134 186L131 188V191L133 190V189H137L136 187L134 188ZM16 187H14L15 189L14 190H12L11 189V191L13 192V191H16L17 190V188ZM20 187V188H21ZM28 187V188H29ZM50 187H53V184H52V186H50ZM55 187V186H54ZM90 187V186H89ZM20 188L18 189V192H20L21 190H20ZM23 188H21V189H23ZM34 188H36V187H34ZM45 188H48V190H47V192H45ZM60 188V187H59ZM66 188H67V186H66ZM98 188V187H97ZM103 188V187H102ZM121 188H122V184H121ZM124 188V189H125ZM7 189V190H8ZM30 189L28 190V189H26V190H28V192H27V194L29 193V191H30ZM50 189H52V188H50ZM55 189H57V188H55ZM55 189H52V190H55ZM65 189V188H64ZM70 189V188H69ZM69 189H68V191H69ZM87 189V190H86ZM127 189H125V190H127ZM130 189V188H129ZM20 190V191H19ZM25 190V189H24ZM23 190V191H24ZM25 190V191H26ZM40 190H42V191H40ZM60 190H62V189H60ZM117 190V191H116ZM119 190V191H118ZM10 191V190H9ZM22 191V192H23ZM59 191V190H58ZM73 191H75V190H73ZM89 191H91V192H89ZM136 191H138V190H136ZM21 192V193H22ZM70 192H71V189H70ZM99 192H97V193H99ZM133 192H135V191H133ZM133 192L131 193V194H133ZM9 193V192H8ZM11 193V192H10ZM54 193H55V191H54ZM53 193V194H54ZM57 193V192H56ZM60 193V192H59ZM79 193V194H78ZM18 194H20V193H18ZM23 194V193H22ZM31 193H29V195H30ZM40 194V195H41ZM71 194V193H70ZM94 194H93V196H94ZM40 195H37V196H40ZM47 195V198L48 199H50L51 200V197H49V196H51V194H49V193H47L46 194ZM59 195H61V194H59ZM67 195V194H66ZM68 195H69V193H68ZM1 196H3V195H1ZM18 196V195H17ZM24 196H26L25 194H24ZM24 196H22V198H24ZM32 196H33V194H32ZM37 196H34V197H37ZM52 196H54V195H52ZM56 196V195H55ZM55 196H54V198H55ZM58 196V195H57ZM71 196V195H70ZM90 196V195H89ZM145 196V198L144 199H142L143 197ZM27 197L29 198V196L27 195ZM33 197V198H34ZM46 197V196H45ZM86 197H87V199H86ZM91 197H92V194H91ZM96 197L95 198H93L94 199V201L96 200ZM134 197V196H133ZM10 198V197H9ZM8 198V199H9ZM18 198H20V197H18ZM33 198H31V203L33 202L32 201V199ZM47 198H45V199H47ZM63 198V197H62ZM90 198V197H89ZM6 199V198H5ZM4 199V200H5ZM17 199V198H16ZM21 199V198H20ZM37 199L39 200V197H37ZM41 199V198H40ZM52 199H53V197H52ZM93 199H92V201H93ZM141 199H142V201H141ZM4 200H2V197H1V201H3V203H5V204H9L8 203V200H6L7 201V203H6V201H4ZM34 200V202L36 203V201H35V199H33ZM42 201H44V197L41 199ZM54 200V199H53ZM58 200V199H57ZM63 200V199H62ZM73 200V201H72ZM91 200V199H90ZM0 201V202H1ZM14 201V200H13ZM25 201H27V200H25ZM28 201H29V199H28ZM54 201H56V200H54ZM16 202V201H15ZM19 202H21V200H19ZM33 202V203H34ZM60 202H62V201H60ZM18 203V202H17ZM27 203V202H26ZM30 203V204H31ZM38 203V202H37ZM42 203V202H41ZM135 203V204H136ZM10 204H12V203H10ZM16 204V203H15ZM25 204V203H24ZM29 204V205H30ZM58 204L61 206H58ZM19 205H20V203H19ZM35 205V204H34ZM26 206V205H25ZM37 206V205H36ZM35 206V207H36ZM40 205H38V207H39ZM8 207V206H7ZM18 207V206H17ZM27 207V206H26ZM33 207V206H32ZM128 207V208H127ZM28 208V207H27ZM91 208H93V209H97V215H95L94 214V217H96V221L94 220V219H92V217H93V213H95L96 211L95 210H93L94 212L91 214ZM142 208H140V209H142ZM151 208V207H150ZM153 208H155L154 206H153ZM169 208V209H168ZM13 209V208H12ZM17 209V208H16ZM20 209V208H19ZM29 209H31V208H29ZM36 209V208H35ZM53 209V210H52ZM57 209V210H56ZM130 209H129V211H130ZM146 209V208H145ZM143 210L145 213H147L148 214V212L150 211V209H148L149 211L147 212L146 210ZM167 209V210H166ZM9 211H10V209H8ZM34 210V209H33ZM42 210V209H41ZM162 210L164 211L163 213L164 214H161V212H162ZM37 211V210H36ZM39 211V210H38ZM38 211H37V213L36 212H34L35 214H38ZM117 211H120V212H118V214H117ZM121 211H123V212H121ZM129 212V213H132V212ZM134 211H133V213L132 214H134ZM142 211V210H141ZM152 211V212H153ZM20 212V211H19ZM31 212H33V211H31ZM31 212H29L30 214H32ZM62 212V213H61ZM135 212V215L137 214ZM17 213V212H16ZM26 213V212H25ZM24 213V214H25ZM56 213H58V214H56ZM110 213V212H109ZM109 213H107V214H109ZM145 213H143V216L140 214V212H139V215L141 216V217H144L145 215H147V214H145ZM2 214V213H1ZM13 214V213H12ZM20 214V213H19ZM106 214V215H107ZM128 214V212L126 213V215H123L122 214V219H120V218H118L117 220L118 221H120V220H122L123 221V219L125 220V217L126 216H128L129 217V214ZM130 215V217H133L134 218V215ZM145 214V215H144ZM149 214H151L150 212H149ZM14 215V214H13ZM48 216V217H46L45 218V216ZM90 215H92L90 218H91V221L89 220L90 218H89V216ZM105 215V217H104V219H105V221L107 220H109V223L112 221V219H111V217H110V219H111V221H110V219H108L109 218V215L108 216H106ZM7 216H8V214H7ZM9 216H11V215H9ZM34 216V215H33ZM39 216H40V214H39ZM42 216V215H41ZM55 216H58L59 217V220H57L58 218H55ZM110 216H114V215H110ZM125 216V217H124ZM2 217H4V215L2 216ZM17 217V216H16ZM15 217V218H16ZM21 217V216H20ZM108 217V218H107ZM136 218L138 217V216H135ZM152 217V218H153ZM4 218H7V217H4ZM4 218H3V220H4ZM14 218V217H13ZM17 218H19V217H17ZM24 218V217H23ZM22 218V219H23ZM30 218V216L28 217V219ZM34 218V220H35V217H33ZM62 218H65L64 220H61ZM113 218V217H112ZM140 218V217H139ZM146 218V217H145ZM25 219H26V217H25ZM43 219V218H42ZM43 219V220H44ZM66 219H68V220H66ZM99 219V218H98ZM120 219V220H119ZM126 219H127V217H126ZM131 218H129L128 220H130ZM2 220V219H1ZM0 220V221H1ZM12 220V219H11ZM15 220V219H14ZM17 220V219H16ZM27 220V219H26ZM30 220H32V219H29V223H30ZM33 220V221H34ZM45 220V221H46ZM56 221V222H53V221ZM87 220L88 221H90V223H87ZM92 220L93 221H95V223L93 222V224L91 223L92 222ZM114 220H116L115 218H114ZM112 221L111 222V224L114 222V224H115V221ZM127 220V221H128ZM133 221H134V219H132ZM135 220H137V219H135ZM141 220V219H140ZM139 220V221H140ZM145 220V222H146V219H144ZM5 221V220H4ZM20 221V220H19ZM22 221H24V220H22ZM46 221V222H47ZM48 221V222H49ZM58 221V222H57ZM126 220L125 221H123V222H121V224L122 225H120V223L118 224L117 223V226L115 225H113L114 227H118L119 225L120 226H122L123 228H124V224H125V226H126V222H127ZM133 221H131L130 222V224L133 222ZM138 220H137V222H139ZM159 221V222H158ZM160 221H162V222H160ZM11 222V221H10ZM47 222V223H48ZM99 222V223H98ZM135 222V221H134ZM147 222V223H148ZM4 223V222H3ZM13 223H15V222H13ZM12 223V224H13ZM47 223L45 224V225H47ZM52 223L51 224H48V226H51L52 225ZM103 221L101 222V226H102V228H101V226H100V228H101V230L103 229L104 231H106L107 230V227H109V226H106V230H105V227L103 226ZM136 223V222H135ZM135 223H133L134 225H135ZM8 224V223H7ZM11 223L10 224H8V225H10L11 227L13 226ZM26 224H28V223H26ZM25 224V225H26ZM87 224H88V229H87ZM91 224H92V227L95 229V228H97L96 229V231L98 232H100L99 234H100V237H99V234L98 233H93V235H92V231L94 230L92 227H91V231L90 232H87V230L89 231L90 230V226H91ZM97 224H95V226H99V225H97ZM110 224V225H111ZM138 224H141V222L140 223H138ZM58 225H56V226H58ZM86 225V226H85ZM90 225V226H89ZM104 225H106L105 224V222H104ZM107 225H108V223H107ZM133 225V226H134ZM143 225H145L144 223H142L141 224V226H143ZM29 226H32V224H29ZM41 226V228H42V230H40V231H38L37 232V234L38 235H41L43 232H44V228H46L47 226H43V224H41L40 225ZM40 226H38V227H40ZM44 228H43V227ZM60 226V227H61ZM113 226H112V228L111 229H113ZM128 226H129V224H128ZM139 226V225H138ZM104 227V228H103ZM111 227V226H110ZM131 227V226H130ZM135 227H137V223H136V226ZM135 227H132L133 228V233H132V235H138V232H136V231H134V228ZM145 227V226H144ZM152 227V226H151ZM5 228H8L7 227V225H3L2 224V226L0 225V230H1V232L5 229ZM10 228V227H9ZM13 228H15V227H13ZM40 228V229H41ZM49 228V227H48ZM59 228V227H58ZM123 228H120L119 227V229L118 228H116V230L118 229V230H120L121 229V232H119L118 230V234L119 233H122L123 231ZM127 228V227H126ZM126 228H124L125 229V231H126ZM139 228V227H138ZM138 228H135V229H137L138 230ZM141 228V227H140ZM157 228V229H156ZM163 228V230H161ZM115 229V228H114ZM113 229V230H114ZM131 228H129V230H130ZM142 229V228H141ZM144 230H145V228H143ZM151 229V228H150ZM153 229V228H152ZM7 230V229H6ZM5 230V231H6ZM13 230V229H12ZM37 230H39V229H37ZM36 230V231H37ZM46 230H47V228H46ZM116 230H114V232H117ZM128 229H127V231H126V234L128 233V234H131L130 233V231H129ZM140 230V229H139ZM138 230V231H139ZM160 230L162 231V232H160ZM4 231V232H5ZM10 231V230H9ZM14 231V230H13ZM109 231H112V230H109ZM109 231H107L108 233H107V235L110 233V235H109V237H111V235H112V232H109ZM143 231V230H142ZM42 232V233H41ZM93 232H95V231H93ZM114 232H113V234H114ZM144 232V231H143ZM62 233V232H61ZM73 233V234H72ZM75 233V234H74ZM124 233V232H123ZM119 234V235H121V241H123V240H125L126 238H125V235L124 234ZM3 234V233H2ZM35 234V235H34ZM37 234H36V232L34 231V233H33V235L34 236H37ZM65 234H67V233H65ZM70 234H69V236H70ZM116 235H118L117 233H115ZM127 234V235H128ZM118 235V236H119ZM122 235H124V237L122 236ZM3 236V235H2ZM48 236H49V234H48ZM93 236H94V238H93ZM131 236V235H130ZM129 236V237H130ZM183 236H186V238H188V240L186 239V241H185V237H183ZM12 237V236H11ZM40 237V236H39ZM61 237H63L62 235H61ZM108 237V236H107ZM123 237V238H122ZM128 237V239L130 240V238ZM134 237V236H133ZM137 237H139V236H137ZM14 238V237H13ZM60 238V237H59ZM105 238H106V234H105ZM112 238V237H111ZM111 238H106L107 239V241L110 239V241H111ZM116 238H117V236H116ZM136 238V237H135ZM2 239V238H1ZM105 239V240H106ZM115 239V238H114ZM113 238H112V240H114ZM123 239V240H122ZM127 239V240H128ZM80 240V241H79ZM104 239H102V241H103ZM116 240V239H115ZM137 239H132L131 241L133 242V241H136ZM184 240V241H183ZM19 242H20V240H19ZM86 242H84L85 244H88V243H86ZM105 242V241H104ZM117 242V241H116ZM98 244H100L99 242H97ZM112 243H115V242H113L112 241ZM117 243H119V242H117ZM121 243V242H120ZM125 243V242H124ZM190 243V244H189ZM197 243V242H196ZM76 244V245H77ZM102 244V243H101ZM133 244V243H132ZM75 245V246H76ZM113 245V244H112ZM112 245H109V246H112ZM115 245V244H114ZM113 245V246H114ZM129 245V244H128ZM134 245V244H133ZM191 245H193V244H191ZM190 245V247L192 248H190V250H194V248L192 247ZM29 246V245H28ZM75 246H73V247H75ZM92 246V247H91ZM105 246H107V245H105ZM104 246V251L105 252H107V251H109L110 250V247H108L109 248V250H107L106 249V247ZM112 246V247H113ZM1 247V246H0ZM97 247V246H96ZM94 248L96 251H99L100 252V254H101V248H103L102 247V245L100 246V247H98V248ZM116 247V246H115ZM121 247H123L122 245H121ZM133 246L131 245V247L130 248H132ZM185 247V248H184ZM210 247H216V248H210ZM117 248H118V245H117ZM128 249H129V247H127ZM22 249V248H21ZM25 249V248H24ZM87 249H89V248H87ZM94 249H92L93 251H95ZM106 249V250H105ZM135 249V248H134ZM134 249H131V251L132 250H134ZM147 249H148V247H147ZM3 250H5V249H3ZM44 250V249H43ZM101 250V251H100ZM113 250V249H112ZM111 250V251H112ZM120 250V249H119ZM136 250V249H135ZM134 250V251H135ZM151 250H153V249H151ZM151 250H150V252H151ZM205 250V249H204ZM27 251V250H26ZM95 251V252H96ZM103 251V252H104ZM115 251H117V249L115 250L114 249V251L113 252H115ZM137 251V250H136ZM135 251V252H136ZM145 251V250H144ZM148 251V250H147ZM154 251H155V249L153 250V253H154ZM3 252V251H2ZM36 252V251H35ZM119 252V251H118ZM128 252V251H127ZM156 252V251H155ZM193 252V251H192ZM13 253V252H12ZM15 253V252H14ZM97 253V252H96ZM121 253V252H120ZM123 253H126V252H123ZM130 253V252H129ZM128 253V254H129ZM133 253V252H132ZM143 253V252H142ZM141 253V254H142ZM147 253V252H146ZM185 253V252H184ZM186 253H188V252H186ZM206 253H205V255H206ZM26 254V253H25ZM89 254H91V253H89ZM88 254V255H89ZM93 254V253H92ZM91 254V256H93ZM99 254V253H98ZM103 254V253H102ZM109 254L111 255L112 253H110V251H109ZM108 254V255H109ZM115 254V253H114ZM118 253H116L115 255H117ZM127 253L125 254L126 256L128 255ZM131 254V253H130ZM129 254V255H130ZM149 255H150V253H148ZM148 254H146V255H148ZM152 254V253H151ZM161 254V255H160ZM198 254V253H197ZM208 254V253H207ZM15 255V254H14ZM57 255V257H58V254H56ZM96 255V254H95ZM104 255H106L105 253H104ZM107 255V256H108ZM123 255V254H122ZM121 255V256H122ZM128 255V256H129ZM132 255V254H131ZM135 255H136V253H135ZM135 255H133L134 256V258L136 259V257H135ZM139 255V254H138ZM142 255H144V254H142ZM147 256L148 258H150V256ZM184 255V254H183ZM191 255V254H190ZM189 255V256H190ZM33 256H34V254H33ZM32 256V257H33ZM61 256V255H60ZM58 257V258H61V259H63L64 257H63V255L61 256V257ZM91 256H90V258H91ZM100 256V255H99ZM112 256V255H111ZM124 256V255H123ZM182 256V255H181ZM185 256H187V255H185ZM184 256V257H185ZM189 256H187V257H189ZM201 256H202V254H201ZM208 256V255H207ZM15 257H16V255H15ZM31 257V256H30ZM29 257V258H30ZM42 257V256H41ZM44 257V256H43ZM63 257V258H62ZM101 257V256H100ZM146 257V256H145ZM22 258H24V254H23V257ZM28 257H27V255H26V258L25 259H29ZM53 258V257H52ZM51 258V260H53ZM58 258H54L55 259V263H52L51 261V264H60V261L58 260ZM98 258V257H97ZM114 258V257H113ZM112 258V259H113ZM125 258V257H124ZM131 258H132V256H131ZM130 258V259H131ZM147 258V260H149ZM191 258V257H190ZM201 258H207V257H205L204 256V253H203V257H201ZM210 258H212V256L210 257ZM32 259V258H31ZM29 259L28 261L27 260H25V263H21L20 261H19V263H21V264H36V262L34 261V259ZM41 259V258H40ZM49 259V258H48ZM60 259V260H61ZM121 259H123V257H121ZM121 259H120V262L119 263H121ZM178 259H180V258H178ZM17 260H20L19 258H17ZM22 260H24V259H22ZM21 260V261H22ZM36 261H37V259H35ZM66 260V259H65ZM65 260H62V262L64 261V263L63 264H66V262H65ZM87 261L88 260H90L89 259V256H87V259H86ZM85 260V261H86ZM125 260H128V261H130L129 260V258H126ZM181 260H183L182 258H181ZM187 260V259H186ZM186 260H183V261H186ZM194 260H196V259H194ZM198 260V259H197ZM209 260V263L211 262V261H213V262H211V264L212 263H214V260H211L210 261V259H208ZM208 260L206 259V262L205 263H207L208 262ZM43 261V260H42ZM71 261V260H70ZM70 261H69V263H70ZM104 261V260H103ZM109 261V259L107 260V262ZM124 261V260H123ZM137 261V260H136ZM175 261H177V260H175ZM188 262H187V264H192V261H193V259H192V261L190 260H187ZM201 261H203V259L201 260ZM218 261V260H217ZM14 262H15V260H14ZM35 262V263H34ZM37 262H39V260L37 261ZM153 262V263H154ZM182 262V261H181ZM195 262V261H194ZM194 262H193V264H194ZM215 262H216V260H215ZM18 263V264H19ZM40 263V262H39ZM78 263V262H77ZM82 263V262H81ZM105 263H106V261H105ZM104 263V264H105ZM110 263V262H109ZM113 263V262H112ZM152 263V264H153ZM179 263V262H178ZM184 263V262H183ZM197 263H199V261H197ZM197 263H195V264H197ZM201 263H203V262H200V264ZM209 263H207V264H209ZM218 263V262H217ZM216 263V264H217ZM220 263V262H219ZM15 264H17V262L15 263ZM45 264V263H44ZM107 264V263H106ZM113 264H116V263H113ZM118 264V263H117ZM122 264V263H121ZM123 264H124V262H123ZM129 264H134V263H129ZM138 264V263H137ZM145 264V263H144ZM154 264H156V263H154ZM177 264V263H176ZM204 264V263H203Z\"/></svg>","mask_w":264,"mask_h":264},{"label":"trees","instance_id":"obj_3","mask_svg":"<svg viewBox=\"0 0 264 264\" xmlns=\"http://www.w3.org/2000/svg\"><path fill=\"white\" fill-rule=\"evenodd\" d=\"M244 71L245 67L243 66L240 71V75L236 80V84L224 93V97L230 98L234 96H239L241 94L245 86Z\"/></svg>","mask_w":264,"mask_h":264}]
</instances>
